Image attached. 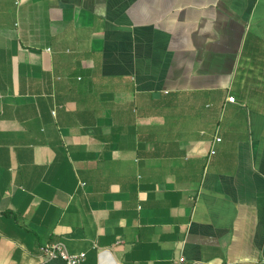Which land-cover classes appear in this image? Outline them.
Returning a JSON list of instances; mask_svg holds the SVG:
<instances>
[{"label":"crops","instance_id":"crops-1","mask_svg":"<svg viewBox=\"0 0 264 264\" xmlns=\"http://www.w3.org/2000/svg\"><path fill=\"white\" fill-rule=\"evenodd\" d=\"M53 242L264 264V0H0V264Z\"/></svg>","mask_w":264,"mask_h":264},{"label":"built area","instance_id":"built-area-1","mask_svg":"<svg viewBox=\"0 0 264 264\" xmlns=\"http://www.w3.org/2000/svg\"><path fill=\"white\" fill-rule=\"evenodd\" d=\"M229 101L234 102L235 97L230 96L228 98ZM217 141L221 140V137L216 138ZM211 153H215V150L212 149ZM41 256L47 259H56L60 258L64 260L65 264H80L86 257L85 252L81 253H70L63 242H53L47 243L41 247ZM179 264H186V263H179Z\"/></svg>","mask_w":264,"mask_h":264},{"label":"trees","instance_id":"trees-1","mask_svg":"<svg viewBox=\"0 0 264 264\" xmlns=\"http://www.w3.org/2000/svg\"><path fill=\"white\" fill-rule=\"evenodd\" d=\"M44 264H65V262L60 258H56V259H50Z\"/></svg>","mask_w":264,"mask_h":264}]
</instances>
